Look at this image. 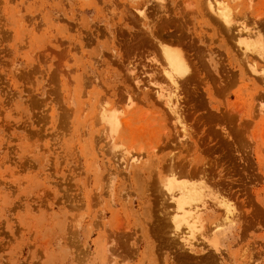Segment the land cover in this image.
<instances>
[{
  "label": "rangeland",
  "instance_id": "1",
  "mask_svg": "<svg viewBox=\"0 0 264 264\" xmlns=\"http://www.w3.org/2000/svg\"><path fill=\"white\" fill-rule=\"evenodd\" d=\"M0 264H264V0H0Z\"/></svg>",
  "mask_w": 264,
  "mask_h": 264
},
{
  "label": "bare ground",
  "instance_id": "2",
  "mask_svg": "<svg viewBox=\"0 0 264 264\" xmlns=\"http://www.w3.org/2000/svg\"><path fill=\"white\" fill-rule=\"evenodd\" d=\"M224 1V0H223ZM221 3V2H220ZM223 4V6H221L220 7V5H218V12H216V10H217V8H214V10H215V12L216 13H218V15H220V17H222L223 19L225 18L226 20V22L228 23L229 21V15H231L230 14V12H228V11H230V10H228L229 8H228V6L226 7V5L224 4V3H222ZM221 4V5H222ZM219 8H221V9H219ZM211 9H213V7H211ZM213 10V11H214ZM228 10V11H227ZM214 12V13H215ZM247 35H250V34H247ZM253 48V47H252ZM165 58H166V61H167V67H168V70L166 71V73L168 74V77L170 78V80H171V82H172V84H174V86H176V87H174L175 89L176 88H178L177 87V85H175L177 82V77H179V76H183V75H185V73H187V70H189V68H187L188 66H187V62L185 63V61L186 60H184L185 58L182 56V54L181 53H179V52H176V51H172V50H168V51H166L165 52ZM189 72V71H188ZM178 84V83H177ZM174 89V91H175V93L177 92V90H175ZM173 90H172V93L174 92ZM166 92H169L170 93V96L172 95L171 94V92L170 91H166ZM166 92H165V96H167L168 95V93L166 94ZM164 93V92H163ZM175 93H173V97H175ZM162 94V93H161ZM177 95V94H176ZM163 96V95H162ZM178 96V95H177ZM179 97V96H178ZM170 99H166V101H165V99H164V101L167 103V104H169L170 105V107L172 108V110L174 111V107H172L173 105H174V103H173V105L171 106V97H169ZM175 98H177V97H175ZM174 99V98H173ZM172 99V100H173ZM180 99V98H179ZM177 100V99H176ZM178 101V100H177ZM173 102H174V100H173ZM176 102V101H175ZM165 103V104H166ZM166 104V105H167ZM169 105H167V106H169ZM177 105H179V102H178V104ZM178 107V106H177ZM175 109H177L178 110V108H176V105H175ZM171 110V109H170ZM176 111V110H175ZM101 112H102V110H101ZM104 112H105V109H104ZM102 112L103 113V115H102V113H100V116H101V118L99 117V120H100V122H102V124H103V129H102V131H103V133H108V135H107V133H106V136L109 138V139H111V137L113 138V133H115L116 134V132H117V128H118V125H120V123H119V121H118V119H117V117H115V113H113V112H111V113H109V112ZM107 113V114H106ZM109 113V114H108ZM113 114V115H112ZM176 114H177V111H176ZM121 120H124V119H122L121 118ZM125 123H127V122H125ZM126 126V125H125ZM106 137V138H107ZM112 141H114L113 139H111ZM110 140V141H111ZM111 141V142H112ZM114 142H112V144H113ZM115 144V143H114ZM126 157L127 156H124V154H123V157H121V160H122V158H124V160H122V161H125V163H126V161L128 160H126ZM131 158H133V157H131ZM130 159V158H129ZM138 159V158H137ZM137 159L135 158V160L137 161ZM128 163V162H127ZM174 185L176 184L174 181L172 182ZM174 185H172V187L174 186ZM180 187H179V186ZM182 185L183 184H176L175 186H174V189L172 188V187H170V186H168L169 187V191L171 192L170 193V197H169V199H171L173 202H174V205L176 206V208H175V216H174V214L172 213V218H171V220H172V222H174V224H175V228L176 227H179L180 226V224H181V221L182 222H185V226H186V228L187 229H192V230H194L195 228H196V224H198V221H199V217L198 216H195V213H197L198 211H196L195 213H191L190 211L188 212L187 210H186V208H185V206L184 205H186V203H182V200L184 199V198H186L185 196H186V193H188V190H187V192L185 191L186 189H188L189 188V186H188V188H182ZM197 185V184H196ZM200 185V184H199ZM198 185V186H199ZM184 187L186 186V184L185 185H183ZM186 186V187H187ZM197 186V188H198V190H197V192H196V194H193L194 196H196L197 194V196L199 197L201 194H202V192L203 191H205L204 189H203V191H202V188H203V186H206L205 184L202 186V188H201V186L200 187H198ZM177 188H179V190H176V191H174L175 189H177ZM180 188H182V190H180ZM192 188V187H191ZM194 188L195 189H197L196 187H194L193 186V190H189V192H193L194 191ZM201 188V189H200ZM205 188V187H204ZM199 190H200V192H199ZM190 193V194H191ZM194 193V192H193ZM200 193V194H199ZM204 195V194H203ZM188 196V198L189 199H192L191 198V195H187ZM193 196V198L196 200V198H197V200L196 201H198V200H201L200 198H201V196H200V198L198 199V197H194ZM187 198V205H188V207H189V204L188 203H191V201H194V199L193 200H191V201H188L189 199ZM205 202V201H204ZM206 203V202H205ZM193 205H195V204H193ZM197 207V206H196ZM198 207H200V205L198 206ZM197 207V208H198ZM203 207V206H202ZM228 208V210H227V215H226V218H225V220H226V222L228 221V222H232L233 221V219H232V216H234L233 214L235 213L234 212V208L232 207L231 208V205L229 206H227ZM192 208V207H191ZM194 208H195V206H194ZM193 208V209H194ZM201 209V208H200ZM174 210V209H173ZM188 210H189V208H188ZM199 210V209H198ZM202 210V209H201ZM226 210V209H225ZM195 211V210H194ZM200 211V210H199ZM180 219V220H179ZM201 222V221H200ZM179 225V226H178ZM176 235H177V233H176ZM180 235V234H179ZM183 236H185V234L184 235H182V237L181 238H183L184 239V241H190L189 239H191L189 236H186V238L185 237H183ZM192 240V239H191ZM192 242V241H191ZM183 243V242H182ZM185 244H188V246L190 247V248H192V246H190L191 245V243H185ZM194 245H195V243H194ZM186 246V245H185Z\"/></svg>",
  "mask_w": 264,
  "mask_h": 264
}]
</instances>
